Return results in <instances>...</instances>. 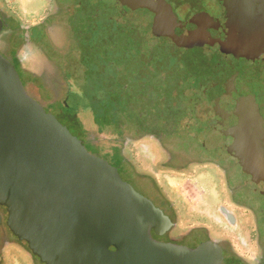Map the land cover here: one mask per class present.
<instances>
[{
  "label": "flooded vegetation",
  "instance_id": "af4514ba",
  "mask_svg": "<svg viewBox=\"0 0 264 264\" xmlns=\"http://www.w3.org/2000/svg\"><path fill=\"white\" fill-rule=\"evenodd\" d=\"M166 1L183 22L202 13L220 22L225 18L216 0ZM18 4V14L0 4V42L9 34L1 55L15 66L32 98L48 113L63 114L90 153L108 161L122 177L134 179L141 192L134 188L169 217L168 231L163 236L152 232L153 238L189 248L209 241L222 249V264H264V183L245 171L215 111L226 82L238 74L237 90L255 94L264 118V56L254 61L231 57L201 75L202 64L165 50L162 38L151 32L154 14L147 10L131 12L117 0ZM138 13L150 17L146 28L142 22L134 33L107 28ZM65 30L66 42L61 43L55 32L63 36ZM90 57L95 73L102 76L107 69L134 63L130 86L113 73L108 89L100 83L94 90L87 83L93 72ZM164 57L174 62H161ZM160 62L164 65L158 66ZM106 99L115 119L117 113L128 116L122 126L107 122ZM121 103L127 110L134 106L133 115ZM87 105L97 130L83 123L82 108ZM116 127L119 136H109L113 140L105 143L103 132ZM0 211V264H43L8 228L6 209Z\"/></svg>",
  "mask_w": 264,
  "mask_h": 264
},
{
  "label": "water",
  "instance_id": "95a60500",
  "mask_svg": "<svg viewBox=\"0 0 264 264\" xmlns=\"http://www.w3.org/2000/svg\"><path fill=\"white\" fill-rule=\"evenodd\" d=\"M117 1L154 14L142 24L151 23L165 50L210 71L231 57L264 56V0H216L223 22L206 13L183 22L166 0ZM237 76L226 82L215 111L245 171L264 183V118L255 94L237 90ZM0 208L43 264H222L224 257L209 241L189 248L154 239L152 232L163 236L171 227L169 217L32 98L1 53ZM3 220L0 211V236Z\"/></svg>",
  "mask_w": 264,
  "mask_h": 264
},
{
  "label": "rangeland",
  "instance_id": "374dc122",
  "mask_svg": "<svg viewBox=\"0 0 264 264\" xmlns=\"http://www.w3.org/2000/svg\"><path fill=\"white\" fill-rule=\"evenodd\" d=\"M30 1H32V0H0V4H3V2L4 3H6L7 4V6H9L13 11H16V13L18 14V12H20L19 11V4L18 3H20V6L22 7L23 6V4H26L27 2H30ZM41 1V4L43 5V7L46 5L45 4V0L43 1V0H40ZM13 4V5H12ZM99 5V4H98ZM18 6V7H17ZM37 7H39V6H37ZM99 7H101V6H99ZM18 11V12H17ZM135 14H137V12H135ZM134 14L132 15V18H131V16L129 17V18H127V19H120V20H122V22L120 21L119 22V24L118 25H110V24H108L107 25V28H109V29H112L113 31L115 30V31H118V30H122V29H125V28H128V29H130V30H132L133 31V33H134V28H137V29H140V27L138 26V24H140V22H142L143 20H145L144 18H146L147 19V15L146 14H142V13H138V15L137 16H135V18H134ZM131 18V19H130ZM137 22H138V24H137ZM63 32H65V34L62 36V32L61 31H58V33L57 32H55L56 33V37H57V39L62 43V42H66V37H67V32H66V30L65 31H63ZM54 33V34H55ZM3 37V38H2ZM2 37H1V42H0V50L1 51H4V50H6V43H7V37L9 38V34H6V33H4L3 35H2ZM71 37V36H70ZM70 37L68 38V40L70 39ZM17 41V40H16ZM71 42H72V40H71ZM69 44H70V42H69ZM72 51V50H71ZM70 51V52H71ZM164 55L166 56V54L164 53ZM107 56H108V54H107ZM188 57H190V56H188ZM108 58H109V56H108ZM190 58H192L193 60H195L193 57H190ZM94 58H92V57H90V59H89V62L91 63L90 64V67H91V69L93 70V72H89V74H88V80H87V83L88 84H90V85H92V87L94 88V90L95 89H97L98 88V86L100 85V83H102V85H100V86H103V87H105V88H109V83H110V79H108V77L111 75V76H113V73H115L116 75L114 76V77H118V79H120L121 81H123L122 83H124L125 81L127 82V84L130 86V82L132 81V79H134V77H132V74L130 73V71H132L134 68H135V70H136V65H134V63H132V65H130V66H127L128 68H122V69H119V68H114V69H107V71L104 73V75H106V76H102V74H98V73H95V71L97 72V70H95V67H92L93 66V64H94V60H93ZM166 58L164 57L163 58V61H161V62H174V60L172 59V58H169L168 60H165ZM160 62V64L158 65V66H163L164 64H162ZM195 64L198 66H200L201 67V63H196L195 62ZM92 65V66H91ZM161 69V68H160ZM200 71H199V73L201 74V75H206V74H208L209 72H210V70H209V68H207V67H204V68H200L199 69ZM93 73V74H92ZM151 74V73H150ZM184 75H185V73H184ZM115 80H116V78H115ZM94 83V84H93ZM49 86V87H48ZM48 86H46V87H48V89H50V88H54L53 87V85L51 86V85H48ZM106 93V92H105ZM126 96L128 97V96H130V92L129 93H126ZM129 99V98H128ZM121 106H123V103H121L120 104ZM79 107H80V105H78ZM112 106H111V103L109 102V99H106L105 100V109H107V116H109V119L107 118L106 120H107V122H112V124L113 125H117V126H122L123 125V123L126 121V120H128L129 118H126V117H128L127 115H125L124 117L123 116H121V114L120 113H117L116 115H117V119H115L113 116H112V114L110 113V108H111ZM123 107H125V109H124V111L125 112H127V113H129V114H132L133 115V110H134V106H132V107H129V109L127 110V108H128V106L125 104ZM81 108V107H80ZM82 110H83V112H84V115H82V116H84L85 117V119L83 118V123H85V125H87L88 127H90L89 129L91 130H97V128H96V126L94 125V118H93V116H92V114H91V112H90V109H89V106L87 105V107L85 108H82ZM106 111V110H105ZM54 115L58 118V120L62 123V124H64V125H66L68 128H69V130L72 132V134H74V135H77V130H76V128L75 127H73V125H71V124H69V122H68V120L66 119V117L63 115V114H61L60 112H55L54 113ZM112 117V118H111ZM82 119V118H81ZM106 121H105V123H107ZM102 123H103V125H107V124H105L104 122H103V119H102ZM91 133V132H90ZM120 132H119V127H116L115 129H109V130H105L104 132H103V135H105V136H103V139L102 140H104L105 141V143L106 142H109V143H111L110 141L111 140H113L112 138H109V136H113V135H116V136H119L118 134H119ZM102 137V136H101ZM113 145L115 146V141L113 142ZM130 177H127V176H123V179L124 180H126V181H130V179H129ZM131 184L134 186L135 184H134V179H131ZM141 187H143V188H145L146 189V186L144 185V184H139V188L140 189H142ZM135 188L136 189H138V186L137 185H135ZM139 190V189H138ZM140 191V190H139ZM141 192V191H140ZM146 195V194H145ZM148 196V195H147ZM261 203H263V201H260ZM2 247L3 246H1V248H0V250L2 249Z\"/></svg>",
  "mask_w": 264,
  "mask_h": 264
}]
</instances>
